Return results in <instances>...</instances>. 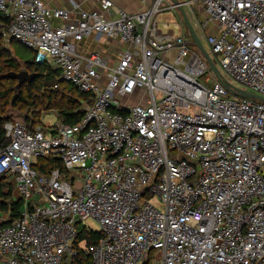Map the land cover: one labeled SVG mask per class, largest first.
<instances>
[{
	"label": "built area",
	"instance_id": "obj_1",
	"mask_svg": "<svg viewBox=\"0 0 264 264\" xmlns=\"http://www.w3.org/2000/svg\"><path fill=\"white\" fill-rule=\"evenodd\" d=\"M93 1L0 0L3 37L88 96L74 124L4 123L0 178L21 205L0 210V264H72L80 249L90 264H264V102L219 82L160 22L163 0ZM167 1L190 9L220 77L264 98V0ZM96 35L121 44L115 59L81 50ZM50 156L63 170L34 167ZM88 218L101 235L76 242Z\"/></svg>",
	"mask_w": 264,
	"mask_h": 264
},
{
	"label": "trees",
	"instance_id": "obj_2",
	"mask_svg": "<svg viewBox=\"0 0 264 264\" xmlns=\"http://www.w3.org/2000/svg\"><path fill=\"white\" fill-rule=\"evenodd\" d=\"M4 19L0 15V142L5 143L3 125L7 120H11V116L7 115V108H26L27 112L23 114L22 123L30 130H34L36 125H41L42 113L50 110L57 113V117L62 123L74 124L77 122L88 105V96L80 92L70 82L61 80L59 69L46 63L35 62V54L29 48L24 46L26 50L30 51L24 60V65L28 73L35 74L33 80L30 83L24 82L19 88H16V79L2 77V74L9 71L17 72L19 68L16 56L14 57L9 48L4 46ZM14 42L17 41L10 38V43ZM29 111L31 113H28ZM34 167L42 172H47L52 168L63 170L60 160L54 156L38 159ZM9 187V183L4 178H0V197H3V201L0 202V210H5L10 206L12 216L16 217L19 215L21 202L10 199V193L7 191L10 190ZM100 235V231L87 230L80 226L76 242L91 244L96 242ZM90 263V257L82 249L72 260V264Z\"/></svg>",
	"mask_w": 264,
	"mask_h": 264
},
{
	"label": "rangeland",
	"instance_id": "obj_3",
	"mask_svg": "<svg viewBox=\"0 0 264 264\" xmlns=\"http://www.w3.org/2000/svg\"><path fill=\"white\" fill-rule=\"evenodd\" d=\"M178 1H180V0H178ZM168 4H169V2L167 0H163V2L161 4V9L163 12L159 15L160 22L163 23V22L173 21V22L178 23L180 25V30L183 29L185 36L188 38V34H189L188 29L182 20V17L179 13V10L176 9V11H175L176 14H174V12L171 9L166 10V7L168 6ZM183 10L189 16L190 9L187 6H183ZM189 20H190V16H189ZM194 27L198 33V36L201 40L202 45L204 46V48L206 50H208V45H207L206 40H205V35L201 34V32H199V30L197 29L196 26H194ZM183 31H181V32H183ZM174 32L177 34L178 30L175 29ZM102 42H104V39L100 40V43H102ZM4 46L6 48H9L10 52L13 54L14 57L16 56L15 58L19 64L18 70H26L25 65H24V60L26 59V56L29 55L30 51L26 50L25 47L18 41L11 44L9 42V40L5 39ZM192 49L195 50L197 53H199V55H201L200 51L196 47H192ZM14 52H15V55H14ZM233 83L235 85H237V87H241L240 84H238L234 81H233ZM7 109H8L7 115L11 116L12 121L18 122V123L23 122V114H25L27 112L26 108H7ZM28 113H31V112L29 111ZM42 114H43L41 117V123L42 124L39 126L36 125L35 128L43 127L46 125H53L57 121V117H56L54 111H47V112H43ZM81 225L88 230H92V231H99L100 230V224L93 218H88V219L82 221Z\"/></svg>",
	"mask_w": 264,
	"mask_h": 264
},
{
	"label": "crops",
	"instance_id": "obj_4",
	"mask_svg": "<svg viewBox=\"0 0 264 264\" xmlns=\"http://www.w3.org/2000/svg\"><path fill=\"white\" fill-rule=\"evenodd\" d=\"M51 8L71 9L70 0H42ZM85 9H97V4L93 0H74ZM116 8H122L128 11H138L143 9V5L138 0H112ZM176 14V13H174ZM189 33V32H188ZM6 39V38H5ZM104 42L100 43V40ZM10 42V38H7ZM81 50L84 52L96 51L109 59H115L117 52L121 49V44L110 41L103 36L96 35L84 39L80 42ZM54 111V110H50ZM55 112V111H54ZM56 115V112H55Z\"/></svg>",
	"mask_w": 264,
	"mask_h": 264
},
{
	"label": "water",
	"instance_id": "obj_5",
	"mask_svg": "<svg viewBox=\"0 0 264 264\" xmlns=\"http://www.w3.org/2000/svg\"><path fill=\"white\" fill-rule=\"evenodd\" d=\"M173 3L177 4L178 2L176 0H171ZM178 10L179 13L182 17V20L184 24L186 25L189 35H190V40H188L186 43L189 46L196 47L199 51L200 54L205 58L209 69L215 74L216 78L219 80V82L231 93L241 96V97H248V98H255L258 99L262 102H264V98L261 97L260 95L248 92L246 90L240 89V88H234L231 86L228 82L224 81L219 74L218 69L216 68L214 62L212 61L209 53L205 50L204 46L202 45L201 41L197 37V34L189 20V17L187 13L183 10V7L178 5ZM2 77L5 78H12L17 80L16 88H19L24 82L30 83L33 78L35 77L34 73H28L26 70H20V71H9L4 74H2Z\"/></svg>",
	"mask_w": 264,
	"mask_h": 264
}]
</instances>
